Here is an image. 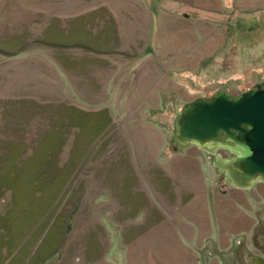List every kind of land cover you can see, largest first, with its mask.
I'll list each match as a JSON object with an SVG mask.
<instances>
[{
	"label": "rangeland",
	"instance_id": "374dc122",
	"mask_svg": "<svg viewBox=\"0 0 264 264\" xmlns=\"http://www.w3.org/2000/svg\"><path fill=\"white\" fill-rule=\"evenodd\" d=\"M263 81L264 0H0V264H239L214 254L264 183L222 193L173 134L186 102Z\"/></svg>",
	"mask_w": 264,
	"mask_h": 264
},
{
	"label": "water",
	"instance_id": "95a60500",
	"mask_svg": "<svg viewBox=\"0 0 264 264\" xmlns=\"http://www.w3.org/2000/svg\"><path fill=\"white\" fill-rule=\"evenodd\" d=\"M173 147L211 155L213 168L233 188L264 183V81L238 95L218 89L186 102L175 121Z\"/></svg>",
	"mask_w": 264,
	"mask_h": 264
},
{
	"label": "flooded vegetation",
	"instance_id": "af4514ba",
	"mask_svg": "<svg viewBox=\"0 0 264 264\" xmlns=\"http://www.w3.org/2000/svg\"><path fill=\"white\" fill-rule=\"evenodd\" d=\"M221 153L223 156L229 155L225 151H222ZM211 166H212V159H211ZM220 176L222 177L221 186L224 188L223 190H221V192L226 193L225 186H230V185L224 182L222 175ZM230 188L233 190H239L233 188L232 186H230ZM239 191L247 192L248 190H239ZM245 200L247 201L252 200L251 198L247 197V193L244 194V201ZM256 203H261V200L257 201ZM242 205L245 206L244 203ZM250 205H248V207H252L251 209L248 210L246 208L243 211V212H247L249 214V217H251L250 220L251 227H250L249 235L241 237L242 240L238 242L236 248L231 247V245L230 246L227 245L222 250L219 249L218 252L214 254L216 260L219 259L228 260L229 255L233 253V252L230 253V250L232 249L235 251V257L232 260L238 261L239 264H264V205L259 206V204H255L254 206L255 208L252 205L251 206ZM245 222L247 223L248 221L245 219ZM216 264H227V263H216Z\"/></svg>",
	"mask_w": 264,
	"mask_h": 264
},
{
	"label": "crops",
	"instance_id": "0c3cea01",
	"mask_svg": "<svg viewBox=\"0 0 264 264\" xmlns=\"http://www.w3.org/2000/svg\"><path fill=\"white\" fill-rule=\"evenodd\" d=\"M156 31H158V30H156ZM151 35H153V38H155V36H156V33H155V30H153V32L151 33ZM154 44H151V45H149V46H146V47H144L145 49H143L142 50V53L140 52L139 54H138V56L139 57H141V59H140V61H143L146 57H147V54H152L153 52H154V54H153V56L154 55H156L157 54V57H158V59L160 58V54L158 53V51H156L155 49H156V44H155V42H153ZM140 51V50H139ZM122 57H127V58H130V57H132V56H127V54H120ZM141 55V56H140ZM138 56H135L133 59H135V58H137ZM103 57V56H102ZM153 60H154V57L152 58ZM105 60L104 59H98V63H105L104 62ZM96 63H97V61H96ZM147 63V62H146ZM173 63H179V62H173ZM148 100H152V97H148ZM159 104H160V101H159ZM159 174V173H158ZM151 175H154V174H151ZM151 175H147V177H149V178H151ZM157 175V174H156ZM155 176V175H154ZM159 176L161 177L162 176V178H156L157 180H158V185H159V189L160 190H167V189H170L171 187L170 186H172L173 187V184H172V180H173V177L171 176H169V175H166V174H159ZM170 182V183H169ZM154 183H151V182H148V185L152 188V185H153ZM193 197V196H192Z\"/></svg>",
	"mask_w": 264,
	"mask_h": 264
}]
</instances>
